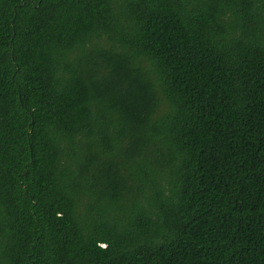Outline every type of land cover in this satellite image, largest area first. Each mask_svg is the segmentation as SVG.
Instances as JSON below:
<instances>
[{
    "label": "trees",
    "instance_id": "1",
    "mask_svg": "<svg viewBox=\"0 0 264 264\" xmlns=\"http://www.w3.org/2000/svg\"><path fill=\"white\" fill-rule=\"evenodd\" d=\"M0 264H264V0H0Z\"/></svg>",
    "mask_w": 264,
    "mask_h": 264
}]
</instances>
